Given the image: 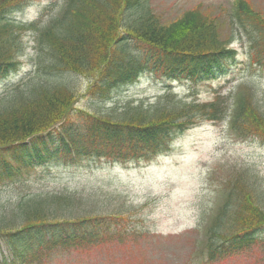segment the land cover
Segmentation results:
<instances>
[{
  "label": "trees",
  "instance_id": "1",
  "mask_svg": "<svg viewBox=\"0 0 264 264\" xmlns=\"http://www.w3.org/2000/svg\"><path fill=\"white\" fill-rule=\"evenodd\" d=\"M28 2L0 0V80L18 70L20 33L34 34L27 73L0 94V190L18 187L0 200V243L8 253L0 252V264H41L54 252L103 245L120 232V215L94 213L93 199L25 189L22 180L37 162H146L168 151L180 132L226 115L239 138L264 143L257 85L235 90L228 112L219 93L201 101L192 90L182 96L169 85L183 80L193 89L225 73L235 54L219 31L225 23L264 71V16L248 0L220 9L224 19L197 4L170 21L150 0H62L39 27L14 19ZM152 73L168 83L161 94L110 105L113 91ZM84 96L96 108H78ZM263 183L247 166L222 181V200L205 226L206 261L264 245Z\"/></svg>",
  "mask_w": 264,
  "mask_h": 264
},
{
  "label": "rangeland",
  "instance_id": "2",
  "mask_svg": "<svg viewBox=\"0 0 264 264\" xmlns=\"http://www.w3.org/2000/svg\"><path fill=\"white\" fill-rule=\"evenodd\" d=\"M248 1L264 16V0ZM61 2L29 0L14 14V19L22 24L35 22L39 27ZM150 2L154 12L170 21L197 4L202 5V10L205 6L212 8L224 19L220 9L227 11L234 0ZM219 31L229 40L235 57L225 73L218 74L211 83L198 85L193 92L202 101L219 93L221 107L228 110L230 95L250 81L260 87L258 96L264 103V71L251 64L245 56L244 41L238 35L230 36L233 31L227 23ZM20 36L24 49L17 73L11 72L0 80V94L5 86L24 77L33 54V31L23 30ZM165 85L161 74L141 75L135 82L113 91L110 105L152 100L163 92ZM189 87L187 82L173 81L172 90L186 95ZM76 106L96 108L85 96L79 98ZM243 166L261 175L264 182V143L258 138H239L228 128L227 119L192 126L172 142L166 153L146 162L111 163L103 159L37 162L22 180L25 189L91 195L95 201L92 209H98L94 213L120 215L115 227L120 232L110 242L82 251L54 252L41 264H264L262 243L214 263L206 262L204 227L221 200L222 180ZM17 189L0 190V200L15 194Z\"/></svg>",
  "mask_w": 264,
  "mask_h": 264
}]
</instances>
